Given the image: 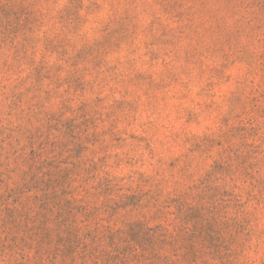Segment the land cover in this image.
Instances as JSON below:
<instances>
[{"label":"rangeland","instance_id":"374dc122","mask_svg":"<svg viewBox=\"0 0 264 264\" xmlns=\"http://www.w3.org/2000/svg\"><path fill=\"white\" fill-rule=\"evenodd\" d=\"M0 264H264V0H0Z\"/></svg>","mask_w":264,"mask_h":264}]
</instances>
